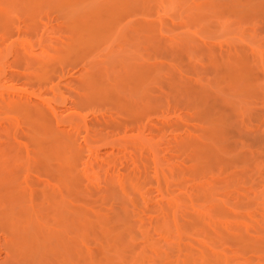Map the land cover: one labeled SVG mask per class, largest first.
<instances>
[{"label": "rangeland", "instance_id": "rangeland-1", "mask_svg": "<svg viewBox=\"0 0 264 264\" xmlns=\"http://www.w3.org/2000/svg\"><path fill=\"white\" fill-rule=\"evenodd\" d=\"M0 61V264H264V0H0Z\"/></svg>", "mask_w": 264, "mask_h": 264}, {"label": "bare ground", "instance_id": "bare-ground-1", "mask_svg": "<svg viewBox=\"0 0 264 264\" xmlns=\"http://www.w3.org/2000/svg\"><path fill=\"white\" fill-rule=\"evenodd\" d=\"M1 63H0V88H3V85H4L3 82H5L4 80L6 79V77H5V72H4L5 66H3L4 65L3 63H2L3 65H1ZM8 101H9V98L5 97L3 93H0V107L4 106ZM32 104H33V102H32ZM20 211L23 214H28L27 209H20ZM0 219H2V218H0ZM32 225H33V221L31 219H29L28 220V228H32ZM14 226H16V225L14 224L11 227V231H9L10 229L8 230V232H6V230H5V233L7 236V238L6 237L5 238L8 239V242L6 243L7 240L5 241L6 244L4 246L6 248L4 247V250L7 252L6 254H10V259L11 260L13 259L12 260V261H14L13 263H15V260H16L17 264H19V262H20V264H26L28 261V256L23 252L24 251L23 245H24V242H26L32 236L34 231H31L30 229H25L24 227H21L20 224H18L16 227H14ZM13 227H14V229H12ZM33 239H35V238H33ZM22 252H23V254H22ZM15 256H17V258Z\"/></svg>", "mask_w": 264, "mask_h": 264}]
</instances>
